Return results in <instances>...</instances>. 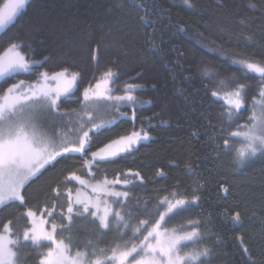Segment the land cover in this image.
Masks as SVG:
<instances>
[{"label":"trees","instance_id":"trees-1","mask_svg":"<svg viewBox=\"0 0 264 264\" xmlns=\"http://www.w3.org/2000/svg\"><path fill=\"white\" fill-rule=\"evenodd\" d=\"M3 2L0 0V4ZM192 3L193 9L184 6L182 0H29L15 22L0 29V53L11 43L23 40L27 47L22 50L29 59L48 58L43 67L35 69L37 74L60 69L79 73L74 86L77 90L69 101L61 103L62 112L77 109L84 88L109 69L118 74L115 82H110L113 93L123 92L126 84L140 86L134 91L135 103L123 107L128 114L120 115L110 130L93 137L96 145L92 151L133 130L147 131L149 139L122 153L114 163H101L97 179L127 174L124 178L133 180L132 185L124 186L132 197L129 206L137 200L141 207L146 203L154 214L153 221L159 218L157 204L163 198L191 200L193 195L198 196L199 200L185 211L168 219L165 227L171 230L187 225L189 220L199 221L202 241L195 247L211 250L206 264H264V157L257 156L242 167L232 154L220 153L217 158L222 140L216 136L226 120L222 116L225 103L211 96L218 90V80H228L236 73L241 77L238 83L250 85L247 103L251 105L259 78L255 73L241 76L239 66L231 59L236 53L237 58L264 60V0ZM142 15L156 21L154 34L152 27L146 28L140 21ZM237 32L241 33L239 44L233 38ZM245 36L251 39L245 42ZM212 48L216 51H209ZM205 68L218 75L203 76ZM189 76L191 80L185 79ZM4 79L7 83L2 87L6 88L19 80L36 81L37 75ZM248 115L242 111L239 123H244ZM59 118L49 116L43 123L48 128L50 120ZM72 157L26 186L24 207L16 202L0 208V220L11 219L16 224L25 207L42 206L51 188L68 171L79 170L78 174L85 175L79 154ZM161 171L162 176L158 175ZM136 172L143 181L133 177L131 173ZM236 211L241 213L239 223L231 219ZM147 218L138 214V219ZM57 223L61 221L57 219ZM136 224L133 220L132 225ZM25 226L26 221L19 219V229ZM70 234L74 247L81 248L87 239L106 247L117 236L114 229L100 234L90 218H74L71 233L58 236ZM98 235H102V241L97 240ZM46 247L38 249L28 242L22 245L21 256L28 257L26 264H36L37 252ZM191 247L189 244L187 250Z\"/></svg>","mask_w":264,"mask_h":264},{"label":"snow or ice","instance_id":"snow-or-ice-1","mask_svg":"<svg viewBox=\"0 0 264 264\" xmlns=\"http://www.w3.org/2000/svg\"><path fill=\"white\" fill-rule=\"evenodd\" d=\"M28 3L29 0H4L0 4V29L13 24L26 10ZM182 3L188 9L195 7L192 0H182ZM139 19L146 28L152 27L153 34L155 33V20L148 15L139 16ZM240 23L243 25L245 22L241 20ZM179 30L184 29L181 27ZM233 38L239 44L241 33H234ZM250 39L244 37L245 42ZM25 47L27 45L21 40L19 43H11L0 53V208L16 202L24 207L27 204L23 191L26 186L39 179L49 168H55L61 161L71 160L72 154H79L83 160L80 169L86 172L82 176L78 174L79 170L68 171L51 188V195L46 197L44 204L37 205L35 209L25 207L16 224L11 219L6 222L0 220V264H26L28 257H22L20 250L28 242L38 249L47 245L45 250L37 252L36 264H206L211 250L207 247H195L202 241L199 221L189 220L187 225L182 224L171 230L165 227L168 219L185 211L187 206L199 200L198 196L193 195L191 200L178 198L175 202L167 197L163 198L157 204L159 218L153 221L154 214L148 211L146 203L141 207L137 200L130 207L128 201L132 197L129 192L117 190V186L133 184V180L124 178L127 174L117 175L113 179L104 175L97 179L101 163H114L116 158L122 153L130 152L141 140H148L149 133L143 129L132 131L92 151L96 145L93 137L98 136L101 131L110 130L116 118L95 123L93 114L85 112L87 122L70 129L75 133V139H69L67 134L61 135L56 127V120L50 121L48 125L53 129V133L49 135L43 122L49 115L61 118L70 115V112H62L60 106L62 102L69 101L77 90L73 86L79 73H71L69 76L68 69H63L51 75L47 71L37 74L35 69L43 67L48 58L31 60L22 50ZM232 57L231 63L239 66L241 76L255 73L260 82L250 106L247 103L250 85L238 83L241 77L236 73L228 80H218V90L211 92L212 97L225 101L222 116L226 120L216 136V139L222 140V144L217 146V158L220 153L232 154L235 162L242 167L257 156L264 157V60L237 58L236 53ZM227 58L225 54V59ZM22 74L37 75V80H19L6 88L2 87L7 83L4 78ZM202 74L205 77L218 75L209 68L203 69ZM104 76L106 84L114 83L118 78V74L110 69ZM185 79L191 80L192 77ZM50 82H55L56 86L51 87ZM139 87L126 84L125 94L116 96L90 92L89 88H84L81 103L86 105L89 101L104 102L119 113L121 103L125 106L135 103L136 97L132 93ZM242 111L249 112V115L244 123H239ZM53 136L61 137L58 143ZM131 174L143 181L139 172ZM158 175L162 176L163 172ZM73 183L78 185L75 189L69 187ZM224 191L227 192L228 189L225 188ZM160 207H165V211L159 212ZM138 214L147 215L148 218L138 219ZM225 215L227 216V212ZM74 218H90L91 223L98 225L100 234L114 229L117 236L106 247H99L92 239L84 241L82 248L79 245L74 247L71 234L58 238V233H71ZM19 219L26 221L22 231L18 227ZM57 219L61 223H57ZM231 219L239 223L241 213L236 211ZM133 220L137 221L136 226L132 225ZM189 227L190 230H186ZM97 240L102 241V235H98ZM189 244L193 247L187 250ZM244 251L247 252V249Z\"/></svg>","mask_w":264,"mask_h":264},{"label":"rangeland","instance_id":"rangeland-1","mask_svg":"<svg viewBox=\"0 0 264 264\" xmlns=\"http://www.w3.org/2000/svg\"><path fill=\"white\" fill-rule=\"evenodd\" d=\"M61 70H63V69H60V70H57V71L48 72V73L51 75V73L58 72V71H61ZM71 73H76V72L68 70L69 76L71 75ZM105 79L106 78H105V76L103 74L100 78H98L95 82H93V84H91L90 86H88L86 88H89L90 92H103V93H105V95L116 96V95H124L125 94L124 91L121 92V93H113L112 90H111L110 82H108L106 84L104 82ZM97 84H99V88H97ZM50 86L51 87H55L56 86L55 82H50ZM132 94L134 95V92ZM220 99H222V98H220ZM82 100H83V97H82ZM224 103H225V101H224ZM129 105H132V104H127L126 106H129ZM123 107H125V104L121 103L120 109H119V113H118V112L115 111L114 107L110 106L107 103H104V102L97 103L95 101H89L86 105L81 103L80 106L77 109H75L74 111L73 110L67 111V112H70L69 116H65V117L59 118V119H52V120H56L57 121L56 127L59 130V132L61 133V135L67 134V137L69 139H75V133L71 132L70 129L77 128L79 126V124L87 122V117L84 115L85 112H91L93 114V117H94V121L93 122L99 123L102 120L103 121H107V120L113 119V117L118 118L120 116V113L128 114V112H126V110L123 109ZM49 116H51V115H49ZM52 120H50V121H52ZM44 127H45V130L49 133V135H51L53 133V129L51 127L47 128L46 124H44ZM89 127H90V125H89ZM133 131H139V130H133ZM60 138H61L60 136H53V139H55L57 143L59 142ZM115 139H118V138H115ZM115 139H113V140H115ZM111 141H109V142H107L105 144H108ZM104 145H102L100 147H103ZM97 149H95V150H97ZM89 158H90V156H89ZM109 179H113V178H109ZM117 190L126 191L124 189V186H117ZM178 198H183V197H177V198L169 199V200L172 201V202H175V199H178ZM163 211H165V208H164ZM58 238H60V237L58 236Z\"/></svg>","mask_w":264,"mask_h":264}]
</instances>
